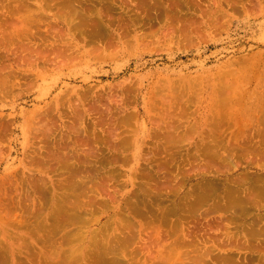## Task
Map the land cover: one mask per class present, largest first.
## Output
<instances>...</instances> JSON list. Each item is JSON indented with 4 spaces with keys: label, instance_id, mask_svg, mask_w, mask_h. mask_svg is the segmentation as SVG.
I'll return each mask as SVG.
<instances>
[{
    "label": "rangeland",
    "instance_id": "rangeland-1",
    "mask_svg": "<svg viewBox=\"0 0 264 264\" xmlns=\"http://www.w3.org/2000/svg\"><path fill=\"white\" fill-rule=\"evenodd\" d=\"M257 91L264 0H0V264H264Z\"/></svg>",
    "mask_w": 264,
    "mask_h": 264
},
{
    "label": "bare ground",
    "instance_id": "bare-ground-1",
    "mask_svg": "<svg viewBox=\"0 0 264 264\" xmlns=\"http://www.w3.org/2000/svg\"><path fill=\"white\" fill-rule=\"evenodd\" d=\"M257 94H256V97H257V100H256V104L257 105H261V110H255V113L253 112L254 111V108H253V110H252V113H254V114H256L255 116L254 115H252V117L250 118V119H253V118H256V119H259V121H258V124L260 123V124H262V121H264V100H262L259 96L261 95V92H256ZM245 96V97H244ZM243 99L245 100V99H249V98H247L246 97V95H243ZM218 100H220L217 104L219 105V107H220V110L221 111H225V97H219L218 99H216V101H218ZM238 100V99H237ZM215 104V103H214ZM217 105V106H218ZM215 113H217V115H219V116H221V117H219L218 118V120H220L221 121V119H222V117H223V113L224 112H220V111H217V112H215ZM242 113V109L240 110V113H239V115ZM241 119H237L236 121L237 122H239ZM242 121H244V122H246V120H244V119H242ZM258 125V129H257V134H258V137H260V139H258L259 140V142H257L258 143V146H256L255 144H253L252 146L251 145H249L250 146V148H248V146L247 145H244L243 147L240 145V144H238V145H234V146H232L233 148H235V152H237L236 150L238 149V148H242V153L243 154H245L247 151L248 152H253V153H258V154H262V153H264V148H263V143H264V127H262L261 125ZM263 125V124H262ZM262 128H261V127ZM264 126V125H263ZM178 128V127H177ZM251 134V133H250ZM250 135H248V137H249ZM247 137V138H248ZM251 139H253V138H251ZM245 140V139H244ZM246 141V140H245ZM244 141V142H245ZM253 141V140H252ZM218 142H220V141H216V143H218ZM247 142V141H246ZM251 142V140L249 141V142H247V143H250ZM222 142H220V144H221ZM255 143V142H254ZM256 143V144H257ZM219 144V145H220ZM255 145V146H254ZM218 146V145H217ZM231 147V149H233ZM252 147V148H251ZM254 147V148H253ZM241 148H240V150H239V152L241 151ZM205 150V149H204ZM202 151V150H201ZM233 151H234V149H233ZM234 152V153H235ZM247 152V153H248ZM252 153V154H253ZM256 154L254 155L253 154V157H255L256 156ZM233 155H235V154H233ZM258 156V155H257ZM256 156V157H257ZM229 158V157H228ZM228 158H226L225 157V159H228ZM225 159H223V160H225ZM230 159V158H229ZM229 159H228V163H230V161H229ZM249 159V158H248ZM251 159V158H250ZM252 159H254V158H252ZM232 160H233V157H232ZM231 160V161H232ZM262 160V159H261ZM261 160H259V161H261ZM227 161V160H226ZM251 161V160H250ZM233 162V161H232ZM253 162V161H252ZM258 162V161H257ZM256 162V163H257ZM211 164V163H210ZM231 164V163H230ZM233 164V163H232ZM263 164V163H262ZM234 165V164H233ZM205 167V166H204ZM77 174V173H76ZM75 174V175H76ZM247 175V174H246ZM239 176V175H238ZM243 176V178H241ZM241 177H237L238 179H236V181L237 180H239L240 179V181H242V183H247V182H249V183H251V186H253L254 185V187L258 184V183H260L259 181H261V180H257L256 179V181L255 180H253V182H251L252 181V178L250 179V178H245V175H242ZM248 176V175H247ZM74 177V176H73ZM251 177V176H250ZM75 178V177H74ZM242 179V180H241ZM246 179H248V180H246ZM232 181H230V184H228L227 183V185L229 186V185H231V184H233L232 182L234 181V178L233 179H231ZM246 180V181H245ZM229 182V181H228ZM213 183V182H212ZM240 183V182H239ZM248 183V184H249ZM261 183H263L262 181H261ZM259 184V188H261V189H259V190H264V183L263 184ZM202 184H204V183H202ZM207 184V183H206ZM209 184H211V182L209 183ZM198 185H200V184H198ZM224 185V184H223ZM234 185V184H233ZM233 185H231L232 187H233ZM206 186V185H205ZM222 186V185H221ZM197 188H198V186H196ZM217 187V186H216ZM219 187V186H218ZM231 187V188H232ZM243 187V185H236V189H234V187L232 188V191L230 190L229 192L230 193H228V198H229V200H230V203H229V205L227 204V202L229 201L227 198H226V200H225V202H226V204H227V207H228V209H230V208H233V209H236V208H238L239 210H240V214L242 213V211L245 213V211H249L250 209H249V206H248V204L250 205V207H253L252 206V204H250V200H253V201H256V200H254L253 198H256V197H254L253 195V193H254V191L256 190V189H254V191H253V193H252V187L250 188L249 187V189L251 190V192L249 191V190H247V191H249L248 193H252L251 195H249V196H244V195H242L241 194V192H243L244 190L242 189V191H241V188ZM200 188V187H199ZM230 188V189H231ZM244 188V187H243ZM246 189H248V187L246 188ZM194 190V189H193ZM205 190H206V188H205ZM225 190V189H224ZM228 188H227V192H228ZM259 190H257V192L259 191ZM194 192H195V190H194ZM201 192V191H200ZM257 192H255V193H257ZM158 193H160V192H158ZM210 193V192H209ZM259 194H257V195H255V196H257V197H263L262 195L264 194L263 193V191H261V193H263V194H261L260 195V191L258 192ZM161 194V193H160ZM196 194V193H195ZM215 194V193H214ZM212 195V196H215V195ZM227 194V193H226ZM225 194V197H227V195ZM238 194H240V195H242V196H240V195H238ZM243 194H244V192H243ZM247 194V193H246ZM210 194H208V196H209ZM248 195V194H247ZM202 196V195H201ZM211 196V197H212ZM222 196V195H221ZM219 197V196H218ZM240 197V198H239ZM222 198V197H221ZM190 199V198H189ZM201 199V198H200ZM200 199H198L199 201H200ZM225 199V198H224ZM258 199V198H257ZM206 200V199H205ZM245 200H246V203H245ZM203 201V200H202ZM264 201V200H263ZM194 202H196V200H194ZM249 202V203H248ZM188 203H190V202H188ZM198 203V202H197ZM222 202H220V204H221ZM193 204V203H192ZM219 204V205H220ZM225 203H223V205H224ZM225 204V205H226ZM222 205V204H221ZM225 205H224V207H225ZM195 206H197V204L195 205ZM194 206V207H195ZM186 207H187V205H186ZM188 207H190V206H188ZM187 207V208H188ZM220 208H222V206H219ZM235 207V208H234ZM218 208V207H217ZM220 208H218V209H220ZM176 209V208H175ZM189 209H191V208H189ZM197 209V208H196ZM215 209H216V207H215ZM188 210V209H187ZM200 210V209H199ZM214 210V209H213ZM171 211H172V209H171ZM182 211V210H181ZM183 211H186V210H183ZM182 211V212H183ZM195 211V210H194ZM220 211V210H219ZM218 212V211H217ZM227 212H230V211H227ZM237 212H239V211H237L236 210V212L235 213H237ZM252 212H253V210H252ZM172 213V212H171ZM170 213V214H171ZM175 213V212H174ZM173 213V214H174ZM184 213V212H183ZM197 213V212H196ZM231 213V212H230ZM234 213V214H235ZM249 213V212H248ZM146 214V213H145ZM167 214V213H166ZM172 214V215H173ZM185 214H187V213H184L183 214V216L185 215ZM193 214V213H192ZM194 215V214H193ZM248 215V214H247ZM251 215V214H250ZM250 215H248V216H250ZM147 216V215H146ZM174 216V215H173ZM243 216V215H242ZM245 216V215H244ZM181 217V216H180ZM228 218V217H227ZM226 218V219H227ZM262 218H264L263 217V215H262ZM236 219V218H235ZM261 219V218H260ZM183 220V219H182ZM229 220H230V217H229ZM237 221V220H236ZM167 222V221H166ZM184 222H186V220L184 221ZM239 222H240V224H242L241 223V220H239ZM243 222V221H242ZM188 223V221L186 222V224ZM167 224L169 225V223L167 222ZM174 224V223H173ZM257 224V223H256ZM167 225V226H168ZM177 225V224H176ZM171 226V225H170ZM174 226H175V224H174ZM174 226H173V228H174ZM242 226V225H241ZM178 228V227H177ZM180 228H181V226H180ZM171 229V228H170ZM245 229V228H244ZM253 230V229H252ZM181 231V230H180ZM159 232V231H158ZM182 232H183V229H182ZM169 233H170V230H169ZM166 234V233H165ZM183 234V233H182ZM190 237V236H189ZM188 237V238H189ZM159 238V237H158ZM184 239V238H183ZM194 239H196V238H194ZM159 240V239H158ZM176 240V239H175ZM197 240V239H196ZM24 241V240H23ZM27 241V240H26ZM184 241H185V239H184ZM20 242V241H19ZM28 242V241H27ZM181 242H182V240H181ZM196 242V241H195ZM175 243H177L176 241H175ZM178 243H180L179 241H178ZM197 243H198V240H197ZM24 245H27V243H24L23 244V242H20V246H18L19 248H22ZM198 245V244H197ZM24 247H27V246H24ZM202 248V247H201ZM113 250H115V247H114V249ZM105 251L106 250H100V253H101V255L103 254L104 255V253H105ZM208 251V250H207ZM206 252V251H205ZM57 253V252H56ZM209 253L211 254V252L209 251ZM209 254V255H210ZM76 255H78V254H74V253H72V251H71V253L69 252L68 253V255H66L65 256V254L64 255H62V257H61V255H59V256H57V258H58V264H77V262L78 263H80V261H78V257H79V260H80V257H82L81 255L80 256H77V258L75 257ZM203 255V254H202ZM64 256V257H63ZM196 256H198V255H196ZM201 256V255H200ZM204 256H206V254L205 255H203V257ZM102 257V256H101ZM209 257V256H208ZM35 258V257H34ZM55 259H56V257H55ZM192 259V258H191ZM54 260V259H53ZM195 260V258L193 259V263L194 262H196V261H194ZM98 264L100 263V262H97ZM190 263V262H189ZM103 264V263H102ZM196 264H198V263H196Z\"/></svg>",
    "mask_w": 264,
    "mask_h": 264
}]
</instances>
